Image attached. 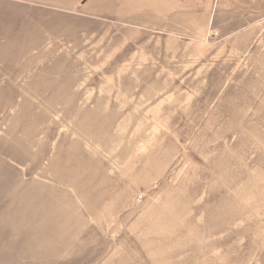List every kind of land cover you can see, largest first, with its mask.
I'll use <instances>...</instances> for the list:
<instances>
[{
  "label": "rangeland",
  "instance_id": "1",
  "mask_svg": "<svg viewBox=\"0 0 264 264\" xmlns=\"http://www.w3.org/2000/svg\"><path fill=\"white\" fill-rule=\"evenodd\" d=\"M0 264H264V0H0Z\"/></svg>",
  "mask_w": 264,
  "mask_h": 264
}]
</instances>
